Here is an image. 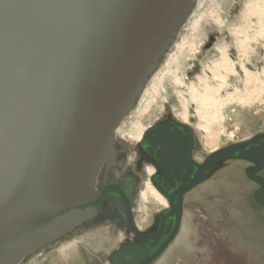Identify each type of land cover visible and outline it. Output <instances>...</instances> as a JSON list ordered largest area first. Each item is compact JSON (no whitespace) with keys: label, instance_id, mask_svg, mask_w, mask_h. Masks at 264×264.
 Instances as JSON below:
<instances>
[{"label":"water","instance_id":"1","mask_svg":"<svg viewBox=\"0 0 264 264\" xmlns=\"http://www.w3.org/2000/svg\"><path fill=\"white\" fill-rule=\"evenodd\" d=\"M194 2L0 0V264H19L112 211L133 243L113 251L110 264H152L177 234L182 196L227 161L252 164L244 174L259 184L252 201L264 209V182L255 176L264 134L197 165L189 164L186 126L170 120L144 132L138 151L153 153L157 183L172 190L148 232L133 221L134 180L111 174L126 163L117 156L115 131ZM172 157L169 177L163 166Z\"/></svg>","mask_w":264,"mask_h":264},{"label":"rangeland","instance_id":"2","mask_svg":"<svg viewBox=\"0 0 264 264\" xmlns=\"http://www.w3.org/2000/svg\"><path fill=\"white\" fill-rule=\"evenodd\" d=\"M166 116L189 123L196 155L205 130L220 146L264 134V0H195L124 126L143 134ZM125 128L115 146L127 163L137 155ZM237 162L186 195L179 231L154 264H264V209ZM134 208L142 222L136 196ZM128 239L119 222L96 220L20 264H109Z\"/></svg>","mask_w":264,"mask_h":264},{"label":"bare ground","instance_id":"3","mask_svg":"<svg viewBox=\"0 0 264 264\" xmlns=\"http://www.w3.org/2000/svg\"><path fill=\"white\" fill-rule=\"evenodd\" d=\"M130 112H131V110L123 118L119 127L115 131V136H117L119 131H122L123 128H125L124 120ZM178 121H180L183 124H189L186 120H178ZM137 124L138 123H135V124L133 123L131 126L124 129V130H126L127 136L129 138H132L135 141V144H137L140 141V138L142 136V129L140 126L138 127ZM204 134L205 135L203 138L199 139V137H198L199 145L202 149L201 150L202 153H200V155L194 154V159L196 161H201L203 159L204 155H209L216 150H220V149L225 148L229 145H232V143H229L226 145H221V146L216 145L217 143H215V139L213 138V136L210 132L205 130ZM127 154H128V159H127V163H125V166L122 169L123 171H126L131 166H133L135 164L136 159H137V157L135 159V155L133 156L132 152H128ZM134 159H135V161H134ZM237 164L240 166L245 165V163L240 162V161H238ZM122 170H120V171L112 170L111 174L114 176H118L119 174H121ZM238 171H239L238 173L240 174L239 168H238ZM153 173H154V170L150 166H148V165L142 166V169L139 173L140 180L138 182V185L136 188L137 190L135 191V195H134V199H133L132 213L134 216L135 225H136L137 229L140 231H143L144 229H146L151 224V222L155 218L156 214H158V212H160L161 210H165L168 207L167 201L155 190V188L152 186V184L150 182V177L153 175ZM141 184H142V189L140 188ZM252 189H254V186ZM135 196L137 197V202L140 204V207H141L140 212L144 217L142 222L139 221L135 217V208H134L135 207ZM181 222H182V215H181ZM158 258L152 264H154L158 260Z\"/></svg>","mask_w":264,"mask_h":264},{"label":"flooded vegetation","instance_id":"4","mask_svg":"<svg viewBox=\"0 0 264 264\" xmlns=\"http://www.w3.org/2000/svg\"><path fill=\"white\" fill-rule=\"evenodd\" d=\"M170 120H173L175 123H177V124H180V125H184V126H186L187 127V130L189 131V134H190V136H191V145H190V153H189V164L191 163V164H197V165H199V164H202L203 163V161L206 159H203V160H201L200 162L199 161H196L195 159H194V153H195V145H194V143H195V137H194V133H193V130L187 125V124H183V123H181V122H179L178 120H176V119H174V118H172L171 116H166V118H164V119H162L161 121H159L158 123H156L155 125H153V126H151V127H149L145 132H147L149 129H152V128H155L157 125H160V124H162V123H169L170 122ZM169 130H171V129H169ZM180 133H181V137H183V136H185V134H186V132L185 131H180ZM141 143V141H139L137 144H136V155H137V159H136V161H135V165H134V169L133 170H128L127 172L126 171H123L122 169H120V170H122V172H121V174H119L118 176H114L113 175V177H115L116 179H118V178H123V177H127V176H131L132 177V179L134 180V190H133V197H132V206H131V212H132V208H133V199H134V195H135V191L137 190L136 188H137V185H138V182H139V180H140V177H139V173H140V171H141V169H142V166L143 165H148V166H150L151 168H153V170H154V173H153V175L150 177V182H151V179H153V183L157 186V187H159L162 191H157L156 189V191L167 201V198H168V196H169V194L172 192V190H169L166 186H165V184H164V180H162L160 183H157L159 180H161V177H158V176H156V171H155V168H154V166H153V164L151 163V161L150 160H152V161H156L155 159H154V156H153V153H151V152H145V149H146V146L144 145V144H142V149H143V155L144 156H142L140 153H139V151H138V145ZM259 143H264V141H259ZM184 146V148H185V143H184V141H179V146ZM258 145H255V147H257ZM176 157H178V158H180L181 156H180V154L179 153H175L174 154ZM117 156L118 157H120V158H125V156L124 155H119V151H117ZM126 159V158H125ZM232 161H238V160H232ZM174 162V157H172V158H170L169 159V161L168 162H166V164L163 166V169L167 172V174L169 175V177H172V172H171V168L173 167L172 166V163ZM227 162H229V161H227ZM227 162H225V163H227ZM240 162H243V163H245V166H244V171H245V169L246 168H248V167H252V164H250V163H248V162H246V161H240ZM224 163V164H225ZM224 164H223V166H224ZM263 168L260 170V171H258L256 174H255V176L256 177H258V178H261V179H263V182H264V161H263ZM223 168V167H222ZM114 170H116V169H114ZM120 170H117V171H120ZM187 174H188V172L187 171H184V170H182L181 172H180V176L181 177H183V178H185L186 176H187ZM209 180V179H208ZM249 180V179H248ZM251 182H253L255 185H256V189H255V191L253 192V194L259 189V184L257 183V182H254V181H251ZM205 183V182H204ZM152 184V183H151ZM203 184V183H202ZM202 184H200V185H202ZM200 185H198V186H200ZM198 186H196V187H194V188H192L191 190H189L187 193H185L183 196H182V212H181V215H182V213H183V205H184V202H185V197H186V195L187 194H189L191 191H193L195 188H197ZM178 187V184L176 183V182H174V188H177ZM164 192V194H165V197L161 194V193H163ZM253 194H252V196H253ZM167 209V208H166ZM163 212V210H161L160 212H158V214H156V216H155V218L153 219V221L151 222V224L145 229V230H143V231H140V232H148V231H150V229L151 228H153V226L155 225V223L156 222H158V220H159V217H160V215H161V213ZM132 216H133V213H132ZM107 219H112V220H115V221H117V222H119L122 226H123V228H124V225H123V223L120 221V219H119V216H118V214H117V212H115V211H112L111 213H109V215L107 216ZM133 221H134V216H133ZM180 222H181V219H180ZM134 223H135V221H134ZM180 225H181V223H180ZM180 225H179V228H180ZM125 229V228H124ZM125 231H126V229H125ZM178 231H179V229H178ZM178 231H177V233H178ZM126 233H127V231H126ZM127 235L129 236V239L127 240V241H125L124 243H121V244H132L133 243V236L131 235V234H128L127 233ZM177 235V234H176ZM175 235V236H176ZM175 236H174V238H175ZM161 238V237H160ZM173 238V239H174ZM173 239H172V241H173ZM171 241V242H172ZM120 244V245H121ZM120 245H118V247L120 246ZM169 246V245H168ZM117 247V248H118ZM116 248V249H117ZM115 249V250H116ZM114 250V251H115ZM113 252V251H112ZM111 255V254H110ZM109 264H110V262H109Z\"/></svg>","mask_w":264,"mask_h":264}]
</instances>
